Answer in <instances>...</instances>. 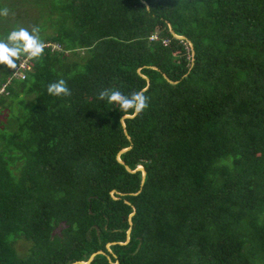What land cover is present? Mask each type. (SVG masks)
Segmentation results:
<instances>
[{"label":"trees","instance_id":"16d2710c","mask_svg":"<svg viewBox=\"0 0 264 264\" xmlns=\"http://www.w3.org/2000/svg\"><path fill=\"white\" fill-rule=\"evenodd\" d=\"M3 8L0 37L37 26L45 48L0 65V264H264V0ZM103 89L145 90L128 135Z\"/></svg>","mask_w":264,"mask_h":264},{"label":"clouds","instance_id":"9594fccd","mask_svg":"<svg viewBox=\"0 0 264 264\" xmlns=\"http://www.w3.org/2000/svg\"><path fill=\"white\" fill-rule=\"evenodd\" d=\"M8 14L7 8L0 9V17H7ZM44 48L45 44L41 40L39 27L33 26L31 31L25 27H14L6 36L0 37V65H5L8 69H16L17 61L21 56L39 59L44 53ZM144 91L133 92L129 96L122 94L118 89H103L99 92L98 98L107 100L109 104H118L126 116L134 117L148 107V98L144 95ZM47 92L56 97L71 95L64 79L49 83ZM129 110L133 111L129 113ZM126 116L120 118V124Z\"/></svg>","mask_w":264,"mask_h":264},{"label":"water","instance_id":"95a60500","mask_svg":"<svg viewBox=\"0 0 264 264\" xmlns=\"http://www.w3.org/2000/svg\"><path fill=\"white\" fill-rule=\"evenodd\" d=\"M146 4H148L147 2H145ZM170 31H171V33L173 34V35H175L176 37H185V35H182V34H177L172 28L170 29ZM190 44H191V41H190ZM154 67H156L155 65H153ZM144 75V74H143ZM145 76V75H144ZM146 78H147V80H148V77L147 76H145ZM167 77V76H166ZM168 78V77H167ZM169 80H171V79H169ZM122 116H126V114H124V115H122ZM121 116V117H122ZM130 116V115H129ZM122 125L124 126V131L126 132V134H127V131H126V128H125V122L123 121V123H122ZM128 135V134H127ZM128 147H125V148H122V149H120L119 151H118V153H117V159L120 161V162H123V160L120 158V156H119V154H120V152H122V151H124L125 149H127ZM125 167L127 168V170H129V171H134V170H136V169H141L142 170V180H143V178H144V175H145V168H144V166L143 165H140V164H138L137 166H136V168H134V169H132L129 165H127V164H125ZM141 180V181H142ZM112 192L113 191H115L114 189H112L111 190ZM134 213V210L133 211H131L130 213H129V221H130V223H131V215ZM130 230H131V226H129L128 228H127V231H126V239H125V241L124 242H126V241H128L129 240V237H130ZM111 242H115V241H111ZM110 241L109 242H107L106 243V246L109 248V245H110V243H111ZM98 252H104V250H102V249H97V250H95V251H93L89 256H88V258L86 259V260H81V259H76V260H74V261H71L70 263H68V264H75V263H82V264H87V263H89L90 262V260L93 258V256L96 254V253H98ZM108 256V255H107ZM117 261H115V263H116Z\"/></svg>","mask_w":264,"mask_h":264},{"label":"built area","instance_id":"2783aa9c","mask_svg":"<svg viewBox=\"0 0 264 264\" xmlns=\"http://www.w3.org/2000/svg\"><path fill=\"white\" fill-rule=\"evenodd\" d=\"M156 37V34H155ZM165 41V40H163ZM17 65L18 67L16 69L13 70V76H24V71L23 68L29 67V59L26 56H21L20 59L17 61ZM5 84L6 82H4L3 84H1L0 86V92H2L5 88Z\"/></svg>","mask_w":264,"mask_h":264},{"label":"rangeland","instance_id":"374dc122","mask_svg":"<svg viewBox=\"0 0 264 264\" xmlns=\"http://www.w3.org/2000/svg\"><path fill=\"white\" fill-rule=\"evenodd\" d=\"M155 37V33L151 36V38ZM168 40L165 39V41H163L164 43L167 42ZM2 116L1 112H0V117ZM142 165V164H140ZM16 249L17 251L19 252V254L23 253L25 250H26V247L27 245H29V242H27L26 240L24 239H19L17 242H16Z\"/></svg>","mask_w":264,"mask_h":264}]
</instances>
